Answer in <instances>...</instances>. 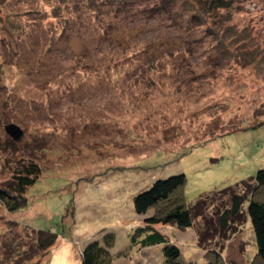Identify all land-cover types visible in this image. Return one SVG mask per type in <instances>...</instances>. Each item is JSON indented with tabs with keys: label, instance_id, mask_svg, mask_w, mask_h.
<instances>
[{
	"label": "rangeland",
	"instance_id": "obj_1",
	"mask_svg": "<svg viewBox=\"0 0 264 264\" xmlns=\"http://www.w3.org/2000/svg\"><path fill=\"white\" fill-rule=\"evenodd\" d=\"M9 2L0 0L4 20L29 9L41 14L0 26V184L24 157L43 173L25 209L11 215L0 205V248L14 221L17 244L30 227L60 234L40 264H81L82 248L111 231L116 264H161V245L130 247L131 232L144 221L134 210L139 192L181 173L190 205L217 189L252 191L244 181L264 170V0H234L222 31L190 22L179 29L158 15L134 22L136 36L111 44L97 16L86 13V0L80 8L78 0H24L17 8ZM180 12L188 17L183 6ZM44 39L55 43L46 41L43 51ZM153 39L162 57L153 55L156 70L146 73L147 57L135 47L140 52ZM9 124L24 135L10 136ZM228 194L218 193L211 214ZM218 222L213 218L205 246L197 235L202 220L186 231L162 230L197 264L207 263L211 250L224 264H251L257 246L250 219L243 214L223 234Z\"/></svg>",
	"mask_w": 264,
	"mask_h": 264
},
{
	"label": "trees",
	"instance_id": "obj_2",
	"mask_svg": "<svg viewBox=\"0 0 264 264\" xmlns=\"http://www.w3.org/2000/svg\"><path fill=\"white\" fill-rule=\"evenodd\" d=\"M6 1H11L7 5L8 8H17L24 0H1L2 5ZM86 1V8H84L86 13L97 16V19L103 25L101 33L105 39L109 40L110 44L113 43L112 41L114 43L121 41L122 43V39L120 40L119 38L121 35L122 37L131 38L138 30L131 27L134 22L140 23L145 19L150 21L158 15H165L171 25L180 27L179 29L182 28L183 22H190V26L195 23L198 26L201 25L204 29L209 27L211 31L215 28L222 31L228 22L230 23L232 19L230 12L234 7V0ZM80 2L82 0H78V3L75 4L78 8L81 6L79 5ZM182 6L189 18L185 16L183 18V14L180 12ZM2 9L0 5V11ZM60 10V6L54 8L55 17L58 18L56 14L60 13ZM23 12L24 14L21 12L13 15L9 14L8 20L0 17V26L5 27L7 21L9 25L10 23L15 25L18 19L23 20L24 15L32 16L33 18L35 13L41 14L39 10L34 12L31 9ZM38 23L40 22H35L34 24ZM68 25V19L64 21V24L61 23L63 28L60 30L61 33H64L63 30L68 28ZM191 27L193 28V26ZM141 29L144 30V27ZM193 32L186 30V37H193ZM59 35L62 36L63 34ZM142 35L143 33H141V37ZM216 35L221 43L222 39H220L218 34ZM46 41L55 43L51 39H44L43 43H40L43 44L41 46L43 51L48 48V42L46 43ZM145 42L148 44V48L146 46V49L141 51H150H147V56H144L141 51L139 52L136 47L135 49L140 57H147L148 65L143 66V68L147 69L146 73H151L156 70L155 62L151 58H153V55L155 57L162 56L157 51L156 39ZM38 46L40 45L38 44ZM152 48L153 50H150ZM95 53L99 54L98 51H95ZM102 65L112 67V62ZM119 65L118 63V68ZM109 69L105 71L110 72ZM73 74V72L69 73L71 76ZM123 93L129 94L130 92H126L125 89ZM11 173L10 179L0 184V205L9 214L14 215L28 206V191L42 177L43 170L35 159L24 157L18 160V164L15 167H12ZM245 182H247L248 186H253L249 194L227 187L223 190L217 189L201 194L194 204L190 205L185 198L187 177L184 173L153 181L144 191L139 192L133 198L134 210L137 214L143 215L144 221L142 226L136 227L131 232L130 247L145 249L161 245L163 247L161 264H197L188 260L181 248L178 247V244L170 242L162 229L167 226H173L186 231L195 228L198 224L197 222L202 220V224L206 225V228L203 225L198 226L197 235L199 244L205 246L207 241H209V237L215 231V229L212 230L213 218L216 217L219 220V231L223 234L228 231L236 219L245 214L251 221L257 246L251 264H264V170H259L254 179ZM221 191L229 193L227 201H221L222 205L220 208L218 207V212L211 214V209L217 207L219 202L217 201V196ZM7 224L9 225V231L2 238L1 244L5 243L6 246L0 248V250L4 249L0 251V264H40L39 261L57 244L60 238V234L52 229H34L30 227L26 229L27 237L24 236L26 239L19 241L20 244H17L14 239L16 238L15 235L19 233L16 230L18 223L9 221ZM116 242L117 235L113 231L104 233L100 239L88 242L81 250V264H116V257L113 253ZM220 255L221 253L217 251H209L208 256L204 259L207 263L205 262L204 264H224Z\"/></svg>",
	"mask_w": 264,
	"mask_h": 264
},
{
	"label": "water",
	"instance_id": "obj_3",
	"mask_svg": "<svg viewBox=\"0 0 264 264\" xmlns=\"http://www.w3.org/2000/svg\"><path fill=\"white\" fill-rule=\"evenodd\" d=\"M6 132L14 137L20 139L24 135V131L16 124H9L5 126Z\"/></svg>",
	"mask_w": 264,
	"mask_h": 264
}]
</instances>
